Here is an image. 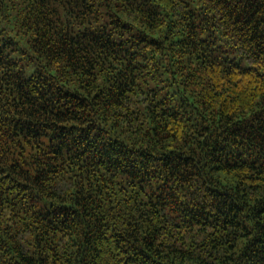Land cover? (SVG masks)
<instances>
[{"label": "trees", "instance_id": "trees-1", "mask_svg": "<svg viewBox=\"0 0 264 264\" xmlns=\"http://www.w3.org/2000/svg\"><path fill=\"white\" fill-rule=\"evenodd\" d=\"M0 264H264V0H0Z\"/></svg>", "mask_w": 264, "mask_h": 264}, {"label": "rangeland", "instance_id": "rangeland-1", "mask_svg": "<svg viewBox=\"0 0 264 264\" xmlns=\"http://www.w3.org/2000/svg\"><path fill=\"white\" fill-rule=\"evenodd\" d=\"M236 59H237V61L240 63V65H241L242 67H246V66H247V64H246L245 61L240 60L239 58H236Z\"/></svg>", "mask_w": 264, "mask_h": 264}]
</instances>
